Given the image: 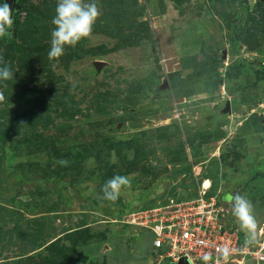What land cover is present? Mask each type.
<instances>
[{
  "label": "rangeland",
  "instance_id": "374dc122",
  "mask_svg": "<svg viewBox=\"0 0 264 264\" xmlns=\"http://www.w3.org/2000/svg\"><path fill=\"white\" fill-rule=\"evenodd\" d=\"M5 2L0 264H171L132 216L203 180L243 236L224 197L250 199L264 243V0H95L56 60L57 0ZM118 174L130 186L102 199Z\"/></svg>",
  "mask_w": 264,
  "mask_h": 264
},
{
  "label": "built area",
  "instance_id": "2783aa9c",
  "mask_svg": "<svg viewBox=\"0 0 264 264\" xmlns=\"http://www.w3.org/2000/svg\"><path fill=\"white\" fill-rule=\"evenodd\" d=\"M204 181L194 199L168 198L137 211L132 216L133 223L151 235L154 252L165 250V255H160L162 260L176 264L186 257L191 264H204L200 258L203 254L211 253L215 259L219 255L217 249L227 246L233 250L227 264L262 263L264 243L244 246L245 236L222 221L223 209L216 195H208L211 184L204 188ZM219 264L225 261L220 259Z\"/></svg>",
  "mask_w": 264,
  "mask_h": 264
},
{
  "label": "clouds",
  "instance_id": "9594fccd",
  "mask_svg": "<svg viewBox=\"0 0 264 264\" xmlns=\"http://www.w3.org/2000/svg\"><path fill=\"white\" fill-rule=\"evenodd\" d=\"M13 11L9 3L0 4V38H13L15 32ZM100 14L95 0L90 3H85L84 0H57L55 15L52 18L54 28L51 32L48 59H59L65 54L66 46L75 47L82 39H87L92 34L93 26ZM0 64H3L2 55H0ZM9 79H13V72L4 64L0 67V80ZM3 100L4 94L0 92V102ZM59 163L67 162L61 160ZM130 183L128 176L114 175L102 185L101 198L115 202L120 196L121 189L130 186ZM224 200L231 205L232 215L239 221L240 229L245 233L244 246L252 245L257 239L258 232V221L253 214L252 202L246 195L240 193H227ZM217 252L219 255L215 259L211 253H205L200 258L204 264H219L220 259L227 264L233 250L225 246L218 248Z\"/></svg>",
  "mask_w": 264,
  "mask_h": 264
},
{
  "label": "water",
  "instance_id": "95a60500",
  "mask_svg": "<svg viewBox=\"0 0 264 264\" xmlns=\"http://www.w3.org/2000/svg\"><path fill=\"white\" fill-rule=\"evenodd\" d=\"M171 264H175V263H171ZM176 264H191L188 259L186 257H182L178 263Z\"/></svg>",
  "mask_w": 264,
  "mask_h": 264
},
{
  "label": "bare ground",
  "instance_id": "6f19581e",
  "mask_svg": "<svg viewBox=\"0 0 264 264\" xmlns=\"http://www.w3.org/2000/svg\"><path fill=\"white\" fill-rule=\"evenodd\" d=\"M209 183H210V181L209 180H205L204 181V188H208V186H209ZM261 231V230H260Z\"/></svg>",
  "mask_w": 264,
  "mask_h": 264
}]
</instances>
